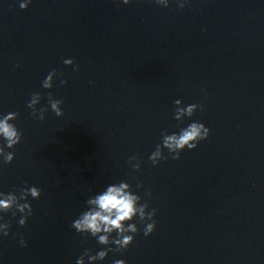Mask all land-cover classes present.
Segmentation results:
<instances>
[{
	"label": "clouds",
	"instance_id": "clouds-1",
	"mask_svg": "<svg viewBox=\"0 0 264 264\" xmlns=\"http://www.w3.org/2000/svg\"><path fill=\"white\" fill-rule=\"evenodd\" d=\"M116 3L127 5L133 0H115ZM138 2V0H137ZM31 0H24L20 3V8L26 10ZM155 3L165 8L169 7L170 0H155ZM179 9L185 7L184 0H176ZM63 63L72 66L74 71H79V66L73 59H64ZM19 67V65H15ZM63 72L52 69L42 81L44 89H51L57 77H62ZM61 85H66L67 80L61 79ZM202 91H204L202 89ZM43 97L39 92H33L27 101L26 107L30 109L31 116L39 121L46 119V113L50 107L57 116L64 115L62 99H57L51 92L47 96V107H37ZM173 119L183 123L184 118H191L197 110L204 111L202 104H189L183 106L180 99L174 101ZM19 113L9 112L0 115V161L3 164H11L15 158L14 149L21 143L23 133L13 123L18 119ZM210 136V129L202 122L193 121L186 127H180L178 132L169 134L167 130L161 132V143L155 146V150L150 154L149 160L153 166L161 161L167 160L170 156L172 160H179L181 153L185 150H195L201 141L207 140ZM169 156H165L164 150ZM128 163L134 171L141 170L139 158L136 155L128 157ZM142 185L137 184V188ZM42 194V189L37 186L25 185L12 192H0V213H12L16 217L20 213L18 224L23 227L27 224V219L33 214V208L28 198L38 200ZM145 195L151 196V191L146 190ZM87 209L72 222L71 227L82 236H91L96 239L99 245L105 246L103 250L92 254L90 249H85L76 261V264H94L96 261H103L109 252H120L127 249L134 241L135 235L139 232L137 223L144 224L143 233L149 236L156 228V210H149L147 202L141 203V196L132 191V186L126 181L110 184L102 192L91 196L86 201ZM0 219H3L0 217ZM150 221V222H149ZM10 222L0 223V235L8 236ZM115 233V237H113ZM21 246L26 247L27 241L21 237ZM115 245V248L109 247ZM113 264H125L124 260H115Z\"/></svg>",
	"mask_w": 264,
	"mask_h": 264
}]
</instances>
